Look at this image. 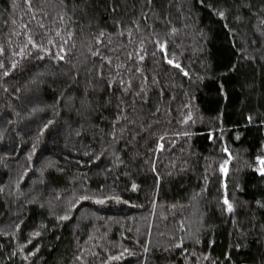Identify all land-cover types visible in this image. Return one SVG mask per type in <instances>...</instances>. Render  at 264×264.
I'll return each mask as SVG.
<instances>
[{"label":"trees","instance_id":"obj_1","mask_svg":"<svg viewBox=\"0 0 264 264\" xmlns=\"http://www.w3.org/2000/svg\"><path fill=\"white\" fill-rule=\"evenodd\" d=\"M0 264H264V0H0Z\"/></svg>","mask_w":264,"mask_h":264},{"label":"snow or ice","instance_id":"obj_2","mask_svg":"<svg viewBox=\"0 0 264 264\" xmlns=\"http://www.w3.org/2000/svg\"><path fill=\"white\" fill-rule=\"evenodd\" d=\"M225 202L227 203V201H225ZM228 210H229V211H231V210H232V209H231V205H229V208H228Z\"/></svg>","mask_w":264,"mask_h":264}]
</instances>
